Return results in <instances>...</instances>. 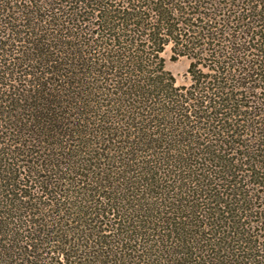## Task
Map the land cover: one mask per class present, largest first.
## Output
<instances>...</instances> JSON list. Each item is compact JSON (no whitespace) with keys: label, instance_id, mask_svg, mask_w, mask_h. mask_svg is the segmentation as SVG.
Listing matches in <instances>:
<instances>
[{"label":"trees","instance_id":"trees-1","mask_svg":"<svg viewBox=\"0 0 264 264\" xmlns=\"http://www.w3.org/2000/svg\"><path fill=\"white\" fill-rule=\"evenodd\" d=\"M0 264H264V0H0Z\"/></svg>","mask_w":264,"mask_h":264},{"label":"rangeland","instance_id":"rangeland-1","mask_svg":"<svg viewBox=\"0 0 264 264\" xmlns=\"http://www.w3.org/2000/svg\"><path fill=\"white\" fill-rule=\"evenodd\" d=\"M166 69L170 71L176 78L177 85H187L190 82L187 74L190 60L187 57H179L172 60V51L167 47L164 52Z\"/></svg>","mask_w":264,"mask_h":264}]
</instances>
